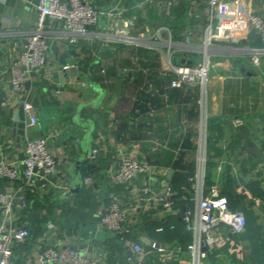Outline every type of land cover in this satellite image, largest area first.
<instances>
[{
	"label": "crops",
	"instance_id": "0c3cea01",
	"mask_svg": "<svg viewBox=\"0 0 264 264\" xmlns=\"http://www.w3.org/2000/svg\"><path fill=\"white\" fill-rule=\"evenodd\" d=\"M84 1L103 12L97 24L70 43L63 22L48 18L47 63L26 77L19 96L9 82L35 27L36 0H0V161L23 171L25 141L39 136L48 138L57 158L46 184L37 176L0 182V199L16 193V225L30 229V237L15 246V258L28 264L49 240L83 249L104 264H193L187 251L193 236L180 213L165 222L173 226L165 233L152 225L167 216L157 201L174 175H194L199 166L200 87L169 86L176 75L167 49L170 42L174 64L203 61L207 0ZM218 12L233 28L226 41L214 42L208 51L204 183L206 178L227 197L228 207L241 211L247 225L239 234L220 226L214 249L200 264H264V55L259 65L251 63V51L261 42L246 23L249 12L264 17V0H219ZM117 20L132 22L129 33L137 42L115 35ZM81 59L89 65L86 73L77 67ZM70 63L75 66L62 69ZM24 101L36 110V126L26 125ZM94 148L99 155L92 160ZM125 156L146 164L149 172L116 183L113 174ZM145 185L151 204L130 210V233H113L101 224L112 199L136 206ZM64 186L69 187L65 193ZM209 188L204 184L203 195ZM178 193L172 189V195ZM196 194L193 186L192 208ZM135 244L140 252L133 250Z\"/></svg>",
	"mask_w": 264,
	"mask_h": 264
},
{
	"label": "built area",
	"instance_id": "2783aa9c",
	"mask_svg": "<svg viewBox=\"0 0 264 264\" xmlns=\"http://www.w3.org/2000/svg\"><path fill=\"white\" fill-rule=\"evenodd\" d=\"M25 1V0H24ZM150 2L152 0H145ZM219 0H207V24L203 39L204 59L197 65L174 64L171 60V43H168L167 55L170 71L176 75L169 86L176 89H185L187 86L199 85L201 107L200 127L201 134L197 146V160L199 163L197 172L193 175V186L196 187L194 197V208L190 201L186 202L181 211V217L185 229L191 231L193 240L187 245L193 264H200L207 256V251L215 247V235L220 226H225L230 232L239 234L245 231L247 220L241 211L231 210L225 196L220 195L211 186L207 195H203L204 169L206 161L207 145V82L209 72V54L211 45L214 42L226 41L230 37L233 28L231 20L219 16ZM35 8L37 17L32 35L29 37L24 50L19 53L12 66V78L9 86L14 93L21 95L26 77L32 72L43 68L47 63L49 45L44 31L45 22L48 18L57 19L63 22L65 28L71 33L70 43H74L79 36H86L98 22L102 11L93 7L84 0H36ZM121 13H117L119 16ZM248 27L254 30L261 42V47L252 49L251 63L259 65L264 55V17L255 12H249L246 16ZM132 25L130 20L122 24L117 20L114 23L115 35L124 42L134 43L137 39L129 33ZM75 63L62 66L66 70L74 67ZM23 109L28 114L27 126L33 127L38 124L36 110L29 101L23 102ZM24 157L22 163L24 170L21 171L14 163L0 161V182L8 180L10 183L18 179L30 181L35 176L45 181H50L57 167V158L48 146V138L44 136L26 139L24 146ZM99 155L97 148L92 149L90 158L96 159ZM149 172L146 164L129 156L122 157L113 174L116 183L127 184L134 176ZM86 182L90 178L85 179ZM69 187L64 186L63 193ZM163 197L158 199V204L163 207L167 214L172 210L171 200L172 188L166 186ZM151 189L148 185L140 188L136 206L126 207L118 200L112 199L100 222L113 233L128 234L131 231L129 212L131 209L142 208L151 204L149 196ZM16 193H10L2 197L3 216L0 220V264H20L15 258L14 249L16 245L23 244L30 237V229L26 226L16 225L15 202ZM25 205L24 203L22 204ZM173 228V226H171ZM163 231V226L156 229ZM203 246L206 249H203ZM151 247L156 248L157 243L151 242ZM135 252H140V244L133 247ZM28 264H104V262L85 250L75 248L70 244H61L56 241H46L44 247L34 256L30 257Z\"/></svg>",
	"mask_w": 264,
	"mask_h": 264
},
{
	"label": "trees",
	"instance_id": "16d2710c",
	"mask_svg": "<svg viewBox=\"0 0 264 264\" xmlns=\"http://www.w3.org/2000/svg\"><path fill=\"white\" fill-rule=\"evenodd\" d=\"M209 121L207 124V131H208ZM209 138V136H208ZM193 171H180L174 175V177L171 180V187L174 190L180 191L178 194H173L171 196V200L173 202L172 210L167 213V216L164 218L159 219V221L155 222L152 227L154 230L157 229L159 226H163V232H167L170 230L171 226H165V222L171 218L174 215H177V213H180L183 205L190 201L193 193ZM205 187H211L208 185L207 180L205 178ZM227 198V197H226ZM26 201L24 200V203ZM28 205V203H25V206ZM161 206V205H160ZM161 209L163 207L161 206ZM167 223V222H166ZM24 226V225H23Z\"/></svg>",
	"mask_w": 264,
	"mask_h": 264
},
{
	"label": "water",
	"instance_id": "95a60500",
	"mask_svg": "<svg viewBox=\"0 0 264 264\" xmlns=\"http://www.w3.org/2000/svg\"><path fill=\"white\" fill-rule=\"evenodd\" d=\"M77 67H78V69H79L80 71H83L84 73H86V72L88 71V67H89V65H88V63L85 62V60L81 59V60L78 61V63H77ZM16 120H17V118H16ZM16 125H18V127H20V124H17V123H16ZM21 126L25 127V124H24L23 122H21ZM172 173H173V171H170V172H169L170 175H171ZM167 179L170 180V176H169V175L167 176ZM77 188H78V184L75 185V187H74L73 189H71V190H72V191H75V190H77ZM203 249H206V247L203 246Z\"/></svg>",
	"mask_w": 264,
	"mask_h": 264
}]
</instances>
